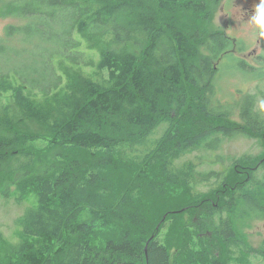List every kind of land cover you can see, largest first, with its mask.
Instances as JSON below:
<instances>
[{
  "label": "trees",
  "instance_id": "obj_1",
  "mask_svg": "<svg viewBox=\"0 0 264 264\" xmlns=\"http://www.w3.org/2000/svg\"><path fill=\"white\" fill-rule=\"evenodd\" d=\"M208 1L0 0L26 18L4 40L30 44H0V200L23 207L12 264L264 263L235 228L264 209V111L247 93L236 126L215 95L234 41L209 26ZM239 130L262 140L259 160L180 161Z\"/></svg>",
  "mask_w": 264,
  "mask_h": 264
},
{
  "label": "rangeland",
  "instance_id": "obj_2",
  "mask_svg": "<svg viewBox=\"0 0 264 264\" xmlns=\"http://www.w3.org/2000/svg\"><path fill=\"white\" fill-rule=\"evenodd\" d=\"M211 3L212 1L207 2L208 10L210 11L209 26L223 30L234 41V45L227 55L223 56L220 62L215 64V95L219 101L229 102L231 106H235L234 113L230 119L233 120L236 126H240L238 111L242 98L247 93L254 95L258 109H260V102L264 101V77L255 76L256 70H250L241 64L243 59L248 63L249 67L253 66L255 69L257 67V70L259 68L264 69V63L261 62L262 58H264V37L257 35L249 24V17L259 0H220L212 10ZM25 19L15 14H9V16L0 14V44H7L14 50L29 49L30 44L23 41L19 33L14 34L13 38L8 41L4 40L5 27L11 23H25ZM184 22L189 23V20L184 19ZM41 30L53 32L58 30V26L45 27L41 25ZM14 65H18V60L14 62ZM239 131L240 133L225 137L217 151L200 149L186 154L180 161L189 159L195 162L198 173L208 169L225 172L231 162L241 167L243 159L248 156L259 160L262 140L258 136H251L246 131ZM210 160L215 162L208 163ZM200 162H202V165L198 167ZM233 173L230 171L229 175H233ZM3 178L6 181V172L3 173ZM195 179L198 185L199 178L196 175ZM212 181L213 178L208 177L203 180L204 184L198 186L204 188L205 191V183L209 184ZM147 197L151 198L152 196ZM116 199H119L118 195H116ZM187 200L191 201V195L187 196ZM206 200L209 203H215L208 198ZM22 210L23 207H19L11 201L0 200V231L6 238V240H0V260L5 264H12L8 259V242L17 239L16 228L18 227L15 225V218ZM236 218H239L235 222L238 234L248 245L258 250L264 243V209L261 212L251 211L242 216L238 215ZM204 234L208 236L206 232ZM200 235L203 236L202 234ZM259 256L257 252H253L251 264H264Z\"/></svg>",
  "mask_w": 264,
  "mask_h": 264
},
{
  "label": "clouds",
  "instance_id": "obj_3",
  "mask_svg": "<svg viewBox=\"0 0 264 264\" xmlns=\"http://www.w3.org/2000/svg\"><path fill=\"white\" fill-rule=\"evenodd\" d=\"M249 24L257 35L264 37V0H259V3L254 6V11L249 17ZM259 108L264 111V101L260 102Z\"/></svg>",
  "mask_w": 264,
  "mask_h": 264
},
{
  "label": "flooded vegetation",
  "instance_id": "obj_4",
  "mask_svg": "<svg viewBox=\"0 0 264 264\" xmlns=\"http://www.w3.org/2000/svg\"><path fill=\"white\" fill-rule=\"evenodd\" d=\"M251 65V64H250Z\"/></svg>",
  "mask_w": 264,
  "mask_h": 264
}]
</instances>
